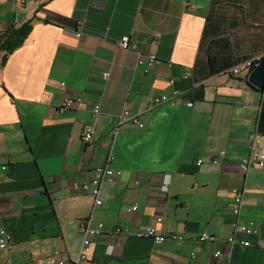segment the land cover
Wrapping results in <instances>:
<instances>
[{
  "label": "crops",
  "instance_id": "0c3cea01",
  "mask_svg": "<svg viewBox=\"0 0 264 264\" xmlns=\"http://www.w3.org/2000/svg\"><path fill=\"white\" fill-rule=\"evenodd\" d=\"M28 20L32 32L0 68V225L15 239L0 264H56L57 249L73 264L82 225L99 222L87 264H264V167L240 165L264 94L228 72L264 58V0H0V30ZM124 35L135 48L119 46ZM140 54L158 58L148 73ZM156 94L170 99L147 110ZM66 95L83 103L60 112ZM125 106L145 127L125 122L114 135ZM102 164L123 174L103 181L96 206L72 182ZM235 189L255 234L232 227ZM126 226L187 240L112 233ZM201 232L213 239L197 242Z\"/></svg>",
  "mask_w": 264,
  "mask_h": 264
},
{
  "label": "built area",
  "instance_id": "2783aa9c",
  "mask_svg": "<svg viewBox=\"0 0 264 264\" xmlns=\"http://www.w3.org/2000/svg\"><path fill=\"white\" fill-rule=\"evenodd\" d=\"M21 2H25V0H21ZM7 30H0V37H4ZM80 35V33H78ZM119 46L123 49H132L135 48L136 45L131 44L129 35H124L121 40L119 41ZM261 58L257 59H249L247 61H244L242 63H239L232 67L228 72L230 74L236 75L237 77H240L242 79H247L250 71L254 69ZM158 62V58L154 54L150 55H144L140 54L138 58V64L144 66L145 73H148ZM107 75V74H106ZM184 78L191 77V73L189 71H186L183 75ZM171 83L175 82V79H170ZM64 84V83H62ZM175 95H178V91H175ZM168 99H170L169 95L167 94H156L154 98L150 101V103L147 105V110H151L155 108L156 106L161 105L162 103L166 102ZM83 103V99L80 97V95L71 96L66 95L63 96L62 102L58 107V111L65 112L67 110H70L72 108L77 107L78 105H81ZM100 112V106L94 105L93 106V114L96 116ZM133 123L137 124L138 126L144 128L145 124L142 122V116L140 114H133L131 110L125 106L123 111L118 115L117 119V125L112 130V134H116L120 125L123 123ZM93 127L91 125H86L82 129L81 133V139L83 141V146H88L92 140H93ZM249 141V148L248 153L242 158V161L240 163L241 166L245 168H263L264 167V150H260L259 146L264 144V134L256 132H250L248 137ZM226 152L224 150L220 151L221 156H225ZM203 162V159H199L197 164H201ZM214 163H218V158H213ZM4 169V168H3ZM123 174L122 170L119 169H113L109 167L107 164H102L96 167H93L91 169V175L88 180L84 181H77L74 180L72 182V188L74 191L77 192H85L93 196L95 199V205L100 206L103 204V199L101 197V191H102V183L105 179L113 180L114 178H117L118 176H121ZM243 193L239 189L234 190V197H233V204H232V212L235 216V219L232 223V227L235 231H242L249 234H255L257 233V225L254 221H247V222H241L239 220V215L242 211L243 207ZM138 208V205H134L129 209V211H134ZM2 219V214L0 213V221ZM162 217L158 218V221H162ZM82 232V244L80 252L78 253V257L76 261L73 262V264H87L89 262L91 253L93 251V242L96 238H99L104 233V223L99 222L97 227L92 228L91 226L82 225L81 228ZM114 234H123V235H132L139 238H151L155 244H162L167 241L170 242H179L187 240L186 235L178 233L174 230H169L166 232L159 231L155 228V226H147L144 230H139V228H133L131 226L123 227H117L112 232ZM14 233L11 230H8L7 228L0 225V250H8L11 251L12 248L15 246V239H14ZM213 239V236L210 233L207 232H201L197 235L196 240L197 242L204 243L206 241H210ZM230 243H236L237 240L235 237L231 236L229 238ZM242 245H250L249 240H242L240 242ZM60 250H54L49 260L50 262L56 263V264H65V260L61 258ZM215 255L217 257L221 256V252H216ZM196 256L195 253H192L190 256L191 259H193ZM189 264V263H187Z\"/></svg>",
  "mask_w": 264,
  "mask_h": 264
},
{
  "label": "trees",
  "instance_id": "16d2710c",
  "mask_svg": "<svg viewBox=\"0 0 264 264\" xmlns=\"http://www.w3.org/2000/svg\"><path fill=\"white\" fill-rule=\"evenodd\" d=\"M33 27V20H28L23 23L20 27H10L9 29H7L5 36L0 37V68L5 65L9 55L15 49L21 47L24 44L27 37L32 32ZM259 89L260 91H263L264 94V87ZM257 131L261 134H264V98L261 102L260 117H258L257 121Z\"/></svg>",
  "mask_w": 264,
  "mask_h": 264
},
{
  "label": "water",
  "instance_id": "95a60500",
  "mask_svg": "<svg viewBox=\"0 0 264 264\" xmlns=\"http://www.w3.org/2000/svg\"><path fill=\"white\" fill-rule=\"evenodd\" d=\"M248 81L257 88L264 87V58H262L254 70H251Z\"/></svg>",
  "mask_w": 264,
  "mask_h": 264
}]
</instances>
